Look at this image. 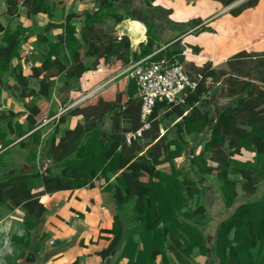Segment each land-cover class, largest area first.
Returning a JSON list of instances; mask_svg holds the SVG:
<instances>
[{"label":"trees","instance_id":"16d2710c","mask_svg":"<svg viewBox=\"0 0 264 264\" xmlns=\"http://www.w3.org/2000/svg\"><path fill=\"white\" fill-rule=\"evenodd\" d=\"M65 1L6 0V13L13 17L20 6H25L28 15L50 17L56 7L65 6ZM116 1L99 0L92 12H84L81 41L74 35L75 28L69 23L71 18L80 17L81 14L68 12L65 35H60L56 42L47 41L48 50L40 65L32 66L29 73L24 72L23 62H27L25 53L17 50L22 40L20 28L12 30L9 24L4 26L0 22V33L5 43L13 37L17 39L9 61L0 60V70L8 71L14 78L20 96L49 95L54 86L51 76L60 71L76 81L77 87L70 90L76 98L107 76L96 71L103 64L113 63L115 66L119 61L123 67H128L150 54L152 59L168 57L182 61L185 46L179 39L164 46L159 45L153 19L145 22L147 41L131 49L129 37L115 34L113 24L109 22V19L120 21L126 17L115 5ZM218 1L227 6L237 0ZM257 2L244 0L231 6L228 12L237 15ZM169 12V8L160 5H154L149 10L153 18L165 25L174 23L167 18ZM181 23L186 26L184 31L191 29L190 32L195 34L203 30L212 31L200 18L192 17ZM53 25L48 21L40 31H46ZM156 44L158 46L155 48ZM65 46L66 57L70 59L68 65L58 57V52L64 50ZM191 47L198 52V46ZM157 48L160 49L156 51ZM251 54L260 56L264 63V50H240L225 62L231 64L243 55ZM14 56L21 61L11 63ZM194 66L195 72L201 75L198 86L188 92L182 103L167 106L164 102H157L152 113L151 128L129 143L125 139V132L135 130L140 125V98L136 81L127 77L130 70H126L121 75L126 78L122 90L109 92L104 89L60 114L56 123L64 122L66 115L70 114H81L84 119L74 127H64L58 137L56 132L59 127L55 126L46 142L48 149L43 155H51V161L60 167L58 172H53L49 167L42 171L34 168L30 172L8 173L0 178V202L9 199L12 205L22 206L32 216L26 217V235L12 236L20 254L15 258L21 259L28 252H33L30 230L37 225L45 209L39 196L45 192L87 185L112 190L113 194L115 207L112 227L104 229L112 236L108 245L98 251L103 260L115 249L111 264H156L158 254L168 264L165 249L172 247L179 264H189L174 248L188 255L194 247L206 252L207 243L202 231L205 206L198 203L195 207H187L188 200L199 193L200 188L175 162V158L182 154L180 134L204 126L209 128L210 137L204 149L209 150V158L215 164L208 163V159L203 158L204 152H201L196 157L199 162L197 172L213 174L222 181L221 189L227 205L237 196L235 185L239 182L238 178H244L241 186L246 193H256L258 179L264 176V88L241 69L226 71L225 67L213 66L210 61ZM50 69H54L55 73ZM44 71L45 74L39 77ZM32 77H39L38 89L29 86ZM218 94L229 99L219 103ZM26 109L27 128L32 131L29 138L37 142L40 131L35 127L51 114L49 104L42 98H32L26 104ZM12 114V111L9 115L0 109V121L8 118L9 123ZM105 117L111 119L109 131L102 127ZM166 119L175 121L177 136L169 138L166 133H159L158 126ZM16 128L19 129V123H16ZM11 141L4 139L2 142L5 146ZM242 148L254 151L257 162L236 157L241 156ZM30 153L35 155L33 148ZM256 170L258 173L254 175L253 171ZM39 177L43 187L34 190V180ZM127 210L130 213L125 224L122 216ZM38 237L43 238L42 235ZM211 252L219 257L218 264H264V191L258 198L250 197L238 204L221 221ZM17 259V263L9 264H18Z\"/></svg>","mask_w":264,"mask_h":264},{"label":"crops","instance_id":"0c3cea01","mask_svg":"<svg viewBox=\"0 0 264 264\" xmlns=\"http://www.w3.org/2000/svg\"><path fill=\"white\" fill-rule=\"evenodd\" d=\"M152 3L170 8V16L173 18L171 20H175L173 24L160 28L157 25L160 24L159 20L152 18L156 23L155 32L159 42L162 39L159 45L164 46L167 42L179 39L185 46L184 57L196 66H201L206 61H210L213 66L222 65L227 58L240 50H264V0H258L256 5L245 8L237 15L228 12L231 5L224 6L218 0H153ZM96 5V0H66L65 6L56 7L50 17L41 14L28 15L26 7L20 6L16 14L11 17L6 13V0H0L1 24L4 26L9 24L12 30L20 28L22 32V40L19 42L20 46L17 50L19 52L23 50L28 59L27 62H23L24 72L29 73L32 66L40 65L43 55L48 50L47 41L56 42L60 35H65V17L68 12L81 14L80 17H73L69 20V23L75 28L74 35L81 41L80 32L84 25V12H92ZM115 5L125 13L126 17L120 21L109 19V22L113 24L114 33L127 35L131 49H135L139 43H145L147 36L144 17L135 16L129 11L123 10L122 6L116 2ZM148 14L150 15L149 11ZM192 17L202 19V23L210 26L212 31L203 30L197 34L190 32L191 29L184 31L186 26L181 22ZM134 20L139 21L142 25V30L137 32L138 39L135 42L128 30L130 22ZM48 21L55 25L46 31H40ZM41 32L42 35H40ZM4 43L2 33H0V45H4ZM154 46L156 48L158 44ZM191 46H198V52H193ZM67 55L66 46L64 50L58 52L59 59L65 65L70 63ZM14 58L16 59L14 60ZM15 62H20L17 56L11 59V63L16 64ZM115 64V66L113 63L103 64L96 69L102 74L110 73L106 76L108 80L105 81L104 77L94 85L103 84L95 89L94 93L104 89L109 92L117 90L113 88V82L121 77L127 66L123 67L119 61ZM50 70L55 73L54 69ZM44 74L45 71L39 77ZM39 77L30 78L29 86L38 89ZM51 78L54 80V86L49 95L20 96L16 93L14 78L8 71L0 70V109L5 111L8 106H14L11 107V110L17 112L25 109V106L19 105L20 100L25 103L32 98H42L48 102L50 111L55 110L54 114H49L44 118V121L36 125L35 128L40 129L43 126L44 130L47 129V131H40V138L37 142L29 138L32 131H25L20 135L18 131H0V178L9 172L26 173L34 168L37 169L42 162H45L41 159V156L44 157L42 151L48 149L46 142L53 128L59 126V131L56 132L58 137L61 134L60 130L64 127H74L77 122L83 121V115L70 114L66 115L64 122L56 123L60 114L82 103L91 95L71 103L76 99L74 92H70L72 88L77 87L76 81L66 77L63 71L56 72ZM102 127L106 130L109 129L106 125ZM4 139H12V141L4 146L2 142ZM31 148L34 149L35 156L29 159L24 153H29ZM49 161V164H55L51 159ZM55 166L57 167V165ZM111 180L114 182V176L111 177ZM34 183V190L42 189L43 184L40 177L36 178ZM39 198L45 209L37 225L30 230L31 248L35 254L36 263L103 264V259L98 251L108 245L109 238L112 236V233L104 231V229L111 228L113 222L115 206L112 190L87 185L45 192ZM27 216L28 214L22 206L0 204V264L16 261V256H12L14 250L12 236L26 235ZM39 235H42L43 238L39 239ZM50 239L53 241L50 242ZM19 261L20 258L18 263Z\"/></svg>","mask_w":264,"mask_h":264},{"label":"rangeland","instance_id":"374dc122","mask_svg":"<svg viewBox=\"0 0 264 264\" xmlns=\"http://www.w3.org/2000/svg\"><path fill=\"white\" fill-rule=\"evenodd\" d=\"M50 1V0H49ZM54 1V0H51ZM97 3L99 0H96ZM153 0H118L116 1V4L121 5L123 10L129 11L130 13L134 14L135 16H141L144 17L146 21L149 19L151 20L153 17L148 14V11L151 9L152 6L155 4L152 3ZM244 0H237L233 3V5H238L239 3L243 2ZM147 5V6H146ZM159 5V4H156ZM150 8H149V7ZM170 9V8H169ZM171 11V10H170ZM167 18L173 19L170 16V12L167 14ZM171 17V18H170ZM175 21V20H173ZM160 24H157L158 27L162 28L166 26L159 20ZM131 25L128 27L130 35L133 37L134 42L137 41L138 36L137 32L142 30V25L139 21H131ZM165 37V36H164ZM166 36L165 38H167ZM162 39L160 40V42ZM6 44V43H4ZM20 46V43L17 46ZM193 51V50H192ZM21 52H24L21 50ZM194 52V51H193ZM16 58H14L15 60ZM261 57L257 55H248V56H242L238 60H235L233 63L228 64L224 62L222 65L216 66V67H225L226 71H234L236 69H241L244 74L248 75L253 82L257 83L258 85L262 86L264 88V63L261 62ZM21 61V60H20ZM28 61V59H27ZM182 61L186 65L187 71H189L191 74H195V66L192 62H189L186 60L185 57L182 58ZM16 63V62H15ZM14 64V63H13ZM110 72H107V74ZM106 79L108 80V77L105 76V81ZM114 81V80H113ZM113 88L115 89H123L125 83H126V78L118 77L115 79L113 82ZM16 85V84H14ZM103 84L100 83L96 86L93 87V89H88L86 90L83 94L80 96L76 97L72 102L75 100H78L82 97L88 96L89 94L92 96L96 93H94L95 89H98L101 87ZM16 93H20L19 87L16 85ZM97 87V88H96ZM209 97V94L206 95ZM219 103H224L227 101L229 98H227L224 95H219L217 96ZM29 102L23 103L21 100L19 102V105L21 104L22 107H24V110H19L17 112H14L11 110V107L14 106H8L5 111L6 114L10 115V112L12 111L13 114L9 118L11 119L9 123L7 122L8 118L2 119L0 121V129L2 131H20V134L24 133L25 131H31L27 128V112L28 110L26 109V104ZM15 105V104H14ZM19 107V106H17ZM55 110H51L50 113L51 115L54 114ZM160 116V115H159ZM44 121V119L42 120ZM174 120H165L163 124L158 126L159 133H166L167 137H174L177 136L176 133V127L174 125ZM16 123H19V129L16 128ZM106 125L109 127L107 129L108 131L111 129V119L109 117H105L104 122L102 126ZM59 127V126H58ZM167 128V129H166ZM62 129V128H61ZM167 130V131H166ZM39 131H47L44 130V127H40ZM49 131V129H48ZM19 134V135H20ZM181 137V142H182V154L177 156L175 158V162L178 164V166L185 172H187V175L197 183V185L200 188V192L195 194L191 200H188V205L187 207H195L198 203L203 204L205 206V223L202 225L203 232L205 233V242L207 243L206 245V252H200L197 247H194L192 252L188 255L186 254L183 250L179 248H174V250L179 251L181 254V257L187 261L189 264H218L220 259L217 257V255L212 254L211 252V246L213 245L215 241V235L218 231L219 225L221 221L226 218L234 209L235 207L240 204L241 202H244L247 198H258L264 191V176L259 177L258 179V186H257V191L254 194H249L246 193L241 186V183L244 181V178H238V183L235 185L237 196L233 200V202L230 205H227L223 191L221 189V183L222 181L216 177L213 174L209 173H204L203 175L197 172L199 162L198 159L196 158L197 156L200 155L201 152H204L203 158L207 160L208 163L215 164V161L211 160L209 158V150H205V144L207 140L210 137V130L206 126L203 128H200L198 130H195L193 132H182L180 134ZM45 139V138H44ZM43 153V151H42ZM27 154V157L29 159H32L35 155H32L30 152L24 153V155ZM31 155L32 157L28 156ZM43 155V154H42ZM241 156H236L240 157L241 159H250L252 162H257L255 153L254 151H250L248 149L242 148L240 151ZM45 162H42V164L37 167L40 171L43 170L45 167H49L53 172H58L60 170L59 166H55V164H49L48 162L49 159H51V155L48 157H42ZM16 172V171H13ZM10 173V172H9ZM18 173V172H17ZM258 172L253 171V174L256 175ZM8 173H5L3 176H6ZM231 176V175H230ZM232 177V176H231ZM8 204V206L12 204L11 200H4V202H0V204ZM186 208V207H184ZM130 210H127L124 212V215L122 216L123 221L127 222L128 216H129ZM32 217L31 215H28V218ZM14 242V241H13ZM13 254L12 256H18L19 251L16 248L15 244L13 246ZM172 247H167L165 249L167 258H168V264H179V259L177 255L172 251ZM116 256V255H115ZM26 257V255H25ZM25 257H21L19 263L20 264H38L36 263L35 260L32 262H28L25 260ZM18 260V259H17ZM103 260V264H105ZM14 263H17L14 260ZM18 263V264H19ZM156 264H165L164 261L161 258V254H158L156 259H155Z\"/></svg>","mask_w":264,"mask_h":264},{"label":"built area","instance_id":"2783aa9c","mask_svg":"<svg viewBox=\"0 0 264 264\" xmlns=\"http://www.w3.org/2000/svg\"><path fill=\"white\" fill-rule=\"evenodd\" d=\"M126 70H130L127 77L135 79L140 98V125L135 130L125 132L128 143L151 128L152 113L157 102H164L167 106L184 102L188 92L198 86L201 77L199 73L187 71L185 63L178 58L152 59L151 54L133 62Z\"/></svg>","mask_w":264,"mask_h":264},{"label":"water","instance_id":"95a60500","mask_svg":"<svg viewBox=\"0 0 264 264\" xmlns=\"http://www.w3.org/2000/svg\"><path fill=\"white\" fill-rule=\"evenodd\" d=\"M231 6H233V4H231ZM16 41V37H13L5 45H0V60H3L5 62L9 61V56L16 45ZM114 252L115 249H112L110 255L105 258V264H111V256L114 254ZM25 260L28 262H32L33 260H35V254L33 252H28Z\"/></svg>","mask_w":264,"mask_h":264}]
</instances>
